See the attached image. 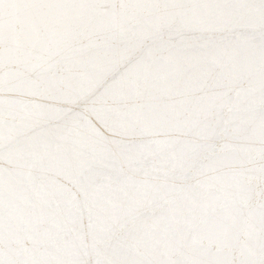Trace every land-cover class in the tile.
Instances as JSON below:
<instances>
[{"label":"snow or ice","instance_id":"6c2138e0","mask_svg":"<svg viewBox=\"0 0 264 264\" xmlns=\"http://www.w3.org/2000/svg\"><path fill=\"white\" fill-rule=\"evenodd\" d=\"M0 264H264V0H0Z\"/></svg>","mask_w":264,"mask_h":264}]
</instances>
